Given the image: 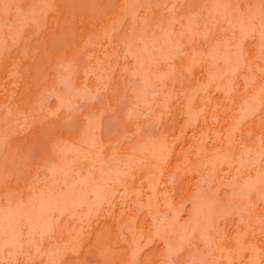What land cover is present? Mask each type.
<instances>
[{"label":"rangeland","instance_id":"rangeland-1","mask_svg":"<svg viewBox=\"0 0 264 264\" xmlns=\"http://www.w3.org/2000/svg\"><path fill=\"white\" fill-rule=\"evenodd\" d=\"M0 264H264V0H0Z\"/></svg>","mask_w":264,"mask_h":264}]
</instances>
